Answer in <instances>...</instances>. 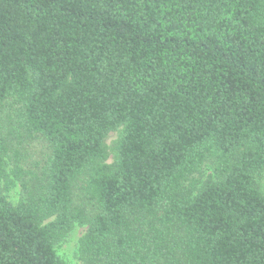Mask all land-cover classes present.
I'll use <instances>...</instances> for the list:
<instances>
[{
	"label": "trees",
	"instance_id": "obj_1",
	"mask_svg": "<svg viewBox=\"0 0 264 264\" xmlns=\"http://www.w3.org/2000/svg\"><path fill=\"white\" fill-rule=\"evenodd\" d=\"M262 173L264 0H0V264H264Z\"/></svg>",
	"mask_w": 264,
	"mask_h": 264
},
{
	"label": "rangeland",
	"instance_id": "obj_2",
	"mask_svg": "<svg viewBox=\"0 0 264 264\" xmlns=\"http://www.w3.org/2000/svg\"><path fill=\"white\" fill-rule=\"evenodd\" d=\"M121 135V130L112 131L109 136L106 138V143L109 149V157L107 162L113 163L116 158V144L118 142V137ZM29 149L34 152V160L44 161L46 155L50 152V147L45 141L40 139H32L28 144ZM213 168L211 165L205 167L202 171L200 177L206 178ZM258 186L260 190L264 193V173L258 174L257 176ZM4 182L0 183V192L7 194L8 198L13 202L17 203L21 196V189L18 185L13 186L9 190H5L3 186ZM85 226H77L75 229L71 230L70 234L57 243L56 251L58 255L64 259L69 264H83L82 260L79 257L78 252V242L80 237L84 234Z\"/></svg>",
	"mask_w": 264,
	"mask_h": 264
}]
</instances>
